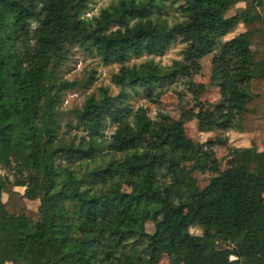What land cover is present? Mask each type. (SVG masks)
<instances>
[{
    "label": "trees",
    "instance_id": "trees-1",
    "mask_svg": "<svg viewBox=\"0 0 264 264\" xmlns=\"http://www.w3.org/2000/svg\"><path fill=\"white\" fill-rule=\"evenodd\" d=\"M171 1L173 23L159 0H118L90 19L92 0H0V264H264V0ZM176 44L182 60L133 61ZM73 48L117 65L120 91L97 87L64 123ZM208 55L221 100L198 131L257 136L199 189L192 174L213 160V141H196L186 166L168 160L162 145L186 139L185 115L131 101L157 105L177 81L190 90V63Z\"/></svg>",
    "mask_w": 264,
    "mask_h": 264
},
{
    "label": "rangeland",
    "instance_id": "rangeland-1",
    "mask_svg": "<svg viewBox=\"0 0 264 264\" xmlns=\"http://www.w3.org/2000/svg\"><path fill=\"white\" fill-rule=\"evenodd\" d=\"M117 1L118 0H92L90 8L84 12L83 16L90 19L94 16L93 13L97 15L102 8H106L102 5L107 4V7H109ZM159 1H163L166 5V13L163 15V18H165L169 23H173L182 18L181 11L178 9L180 1H175L174 3H172L171 0L170 2L169 0ZM232 12L233 10H230L227 14H231ZM242 30V25H238L234 32L228 34L226 37L229 38ZM176 49H179L180 51L181 45L176 44L172 46L163 56L150 57L142 55L133 61L141 62L146 59H154V61L168 65L171 64L175 57H179V51H176ZM214 64L215 61L213 55L205 56L190 63V76L194 82L192 88L188 90L185 82L177 81L170 85L165 92L160 94L157 105L151 104L140 98H135L131 101L134 106L143 105L147 107L151 116L155 115V111H157L158 108L169 112L175 119H178L181 115H185L186 120L184 126L186 139L184 141H167L162 145V150L168 160H173L183 166H186L192 160L193 147L196 141H213V150L215 154L213 160L207 164L204 170L192 174L191 182L199 189L204 188L216 179L215 177L217 175L211 170L212 168H219L220 170H223L231 165L229 151L232 146H249L251 139L257 136L256 132L238 133L233 130H223L218 126L210 132L202 133L198 131V123L213 117L216 105L221 100L220 88L216 82H213L211 79ZM62 69L63 78L76 83L73 88L66 91L60 107L64 123L74 121V114L72 111L80 108L86 96L92 93L97 87L103 85L109 86L110 94H112L114 89H117V87L112 84L110 77L112 73L118 70V66L115 64L105 65L94 57V55H91L79 48L72 49L68 61ZM92 71L93 73H91ZM73 73H77V75L69 80L68 77L72 76ZM92 75L96 78V80H94L91 86L85 87L83 84L90 80ZM69 97H72L70 101L72 107L70 110L66 111L63 110V104ZM149 139V136L144 137L139 147L145 148ZM5 173L4 169H0V176ZM17 189L23 191L21 188ZM26 203L28 207V214L32 211H37L39 205L38 200H27ZM145 228L147 231H152V222H147L145 224ZM186 230L188 233L193 234L202 233V230L196 226H188L186 227ZM159 264H168L167 258L163 256Z\"/></svg>",
    "mask_w": 264,
    "mask_h": 264
},
{
    "label": "clouds",
    "instance_id": "clouds-1",
    "mask_svg": "<svg viewBox=\"0 0 264 264\" xmlns=\"http://www.w3.org/2000/svg\"><path fill=\"white\" fill-rule=\"evenodd\" d=\"M169 2H170V0H169ZM247 5H248V0H240V4H239V7H247ZM103 7H107V4H104V5H102ZM93 15H95V13H93ZM228 37H226V39H227ZM181 47H183V45H181ZM176 51H179V49H176ZM175 59H177V60H182V57H175ZM127 68H132V64L131 63H129L128 65H127ZM77 75V73H73L72 74V76H69L68 77V79L69 80H71L74 76H76ZM120 91V89L119 88H117V89H114L113 90V92H112V95H116L118 92ZM71 99H72V97H69L68 98V100H65L64 101V104H63V110H70V108L72 107V105L70 104V101H71ZM116 131V129L114 128V129H112L111 130V132L109 133V135H111L112 134V132H115ZM128 191H130L131 189H127Z\"/></svg>",
    "mask_w": 264,
    "mask_h": 264
}]
</instances>
